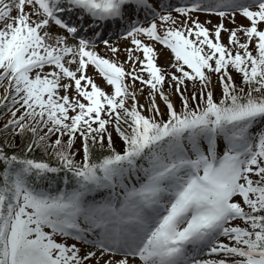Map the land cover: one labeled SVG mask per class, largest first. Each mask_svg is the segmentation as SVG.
I'll return each instance as SVG.
<instances>
[{"label":"snow or ice","instance_id":"6c2138e0","mask_svg":"<svg viewBox=\"0 0 264 264\" xmlns=\"http://www.w3.org/2000/svg\"><path fill=\"white\" fill-rule=\"evenodd\" d=\"M0 264H264V0H0Z\"/></svg>","mask_w":264,"mask_h":264},{"label":"rangeland","instance_id":"374dc122","mask_svg":"<svg viewBox=\"0 0 264 264\" xmlns=\"http://www.w3.org/2000/svg\"><path fill=\"white\" fill-rule=\"evenodd\" d=\"M206 19L211 21V23L207 25L210 29L212 28V25L217 24V23L220 22V18L217 17V16H215V15H207V16L204 15V14H201V15H200V20H201V21H204V20H206ZM224 23H225L226 27H228V28H234V27H236L237 25H247L248 21H247L245 18H243L242 16L237 15V17H236V23H235V24H232V23H230V22L227 21V20H225ZM228 35H229V34H228L227 32H223V33H222V41H223L225 44L228 43ZM241 39H243V36H241ZM112 40H113L114 42H117V41H118V46H119L121 49H124V48H126V47L128 46V41L120 40V39L117 38V37H113ZM156 50H157V52L159 53V59H158V61H157L158 65L161 66V67L167 68L168 65H169V63L171 62V59H172V56H171L170 51H169V50L162 49V46H159V45H157ZM101 51H102V46H101ZM102 54H104L103 51H102ZM119 59H120L121 61H123V60L125 59V53H124V52H121V53L119 54ZM89 74H90V75L93 74L92 71H91V69L89 70ZM236 79H237V83H239V77H236ZM96 82H97L99 85H101L102 87L105 86V82H104L101 78H99V77L96 78ZM140 86H141V85L139 84V82H137L136 87L139 88ZM190 87H191V86H190ZM165 88L167 89V85H165ZM63 94H64V93L61 92V95H63ZM145 95H146V93H145ZM173 99H174V101H175L177 104L179 103V101H178V99H177L176 97H173ZM140 102H141V103H145V97H144V96H141V97H140ZM162 107H163V106H162ZM6 118H7V117H5V119H6ZM118 145H119V143H117V146H118ZM77 147H79V142H77ZM117 148L119 149V147H117ZM77 158L79 159V157H77ZM237 223H239V221H237Z\"/></svg>","mask_w":264,"mask_h":264},{"label":"trees","instance_id":"16d2710c","mask_svg":"<svg viewBox=\"0 0 264 264\" xmlns=\"http://www.w3.org/2000/svg\"><path fill=\"white\" fill-rule=\"evenodd\" d=\"M17 144H19L20 143V140H19V138H17ZM117 147H120V144L117 146ZM37 155H39V153H37Z\"/></svg>","mask_w":264,"mask_h":264}]
</instances>
